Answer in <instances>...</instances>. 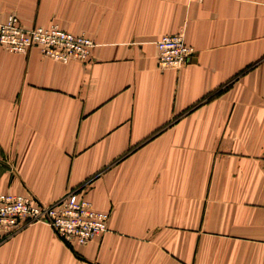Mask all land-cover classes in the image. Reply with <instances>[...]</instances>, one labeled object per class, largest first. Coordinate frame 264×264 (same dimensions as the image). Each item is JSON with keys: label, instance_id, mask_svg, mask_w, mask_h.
<instances>
[{"label": "crops", "instance_id": "crops-1", "mask_svg": "<svg viewBox=\"0 0 264 264\" xmlns=\"http://www.w3.org/2000/svg\"><path fill=\"white\" fill-rule=\"evenodd\" d=\"M264 0H0V22L95 46L62 64L0 47V192L76 191L108 230L31 224L0 264H264ZM195 50L160 68L156 41Z\"/></svg>", "mask_w": 264, "mask_h": 264}, {"label": "built area", "instance_id": "built-area-1", "mask_svg": "<svg viewBox=\"0 0 264 264\" xmlns=\"http://www.w3.org/2000/svg\"><path fill=\"white\" fill-rule=\"evenodd\" d=\"M94 46L84 35L66 32L56 25L24 28L14 15L0 22V47L9 53L27 54L31 48H37L43 57L67 64L88 61ZM155 46L157 64L163 69H180L195 53L186 43L183 32L164 35ZM108 218V213L95 210L76 191L68 192L52 205H43L30 195L0 192V242L28 225L44 224L67 246H84L108 230Z\"/></svg>", "mask_w": 264, "mask_h": 264}]
</instances>
